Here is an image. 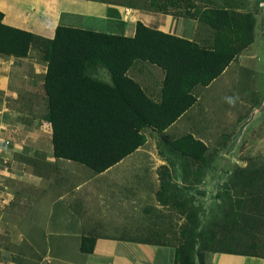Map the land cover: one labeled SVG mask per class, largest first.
I'll list each match as a JSON object with an SVG mask.
<instances>
[{
    "label": "crops",
    "instance_id": "obj_1",
    "mask_svg": "<svg viewBox=\"0 0 264 264\" xmlns=\"http://www.w3.org/2000/svg\"><path fill=\"white\" fill-rule=\"evenodd\" d=\"M0 11L3 23L46 38L53 37L58 25L132 37L137 21L187 37L162 27L173 14L171 8H140L130 0H0ZM145 63L134 62L127 75L159 102L164 72ZM46 69L33 48L25 57L0 54V113L10 124L15 122L13 115L41 120L35 129L21 125L30 123L15 122L6 153L11 169L1 173L0 184L9 185L12 199L0 205V264H173V246L147 241V223L154 220L147 211L160 208L157 169L163 160L156 145L145 141L99 173L55 157L51 126L43 120ZM90 72L91 77L111 83L102 65ZM189 109L164 132L174 129ZM82 236L94 237L90 253L80 251ZM206 264H264V257L217 252L207 255Z\"/></svg>",
    "mask_w": 264,
    "mask_h": 264
},
{
    "label": "trees",
    "instance_id": "obj_2",
    "mask_svg": "<svg viewBox=\"0 0 264 264\" xmlns=\"http://www.w3.org/2000/svg\"><path fill=\"white\" fill-rule=\"evenodd\" d=\"M148 6L152 10L164 8L156 0H150ZM2 19L0 11V54L25 57L33 48L47 65L43 83L47 113L43 120L51 126L53 155L82 163L96 173L143 144L145 137L141 130L149 127L164 131L195 103L191 90L219 76L235 55L252 42L254 22L251 14L233 13L221 7L206 8L199 15V19L213 30L212 44L206 48L140 21L136 22L132 37L58 25L53 37L46 38L9 26ZM137 61L154 64L163 70L159 102L153 101L127 75L129 67ZM96 65L107 68L111 83L90 76L91 68ZM169 146L178 155L196 161L204 160L207 149L201 140L189 133L172 140ZM240 170H235L239 179ZM170 186L160 178L157 201L166 204L177 198V207L187 218L183 227L187 241L174 249L173 264H196L195 260L205 264L204 251L198 252L193 260L196 239L205 236V240L215 241L214 225L229 228L228 219L236 220L241 214L228 212L224 216L228 223L224 224V219L219 224L210 222L206 228L198 230L197 209L191 200L178 196L163 199V191ZM254 217L246 215L243 221L254 225L251 222ZM93 245V236H82L80 251L90 253ZM237 245L225 241L214 251L258 256L251 252L255 246H245L238 251L240 246ZM201 248L206 250L207 242Z\"/></svg>",
    "mask_w": 264,
    "mask_h": 264
},
{
    "label": "rangeland",
    "instance_id": "obj_3",
    "mask_svg": "<svg viewBox=\"0 0 264 264\" xmlns=\"http://www.w3.org/2000/svg\"><path fill=\"white\" fill-rule=\"evenodd\" d=\"M149 2L130 0L131 4L146 9H149ZM165 2L162 6L170 4L167 8H171L173 14L162 21V27L169 32L187 36L185 38L206 48L211 46L213 38V30L199 19L206 8L221 7L233 13L253 16L252 42L235 55L219 76L207 85H197L191 90L196 101L177 120L176 127L168 134L146 127L142 134L146 142L156 145L157 155L163 160L161 164L167 167V173L160 169L162 166L157 169L166 186L167 182L171 185L162 190L165 195L163 199L178 196L191 200L197 209L198 230L206 228L210 222L222 223L228 212L241 214L236 220L228 219L229 228L214 225L217 232L215 241L205 240V236L197 238L193 260L198 257V252L204 251V255L215 253L218 245L225 241L233 246L238 244V251L245 246H255L251 252L264 257V0ZM145 64L148 66L149 63ZM23 116L13 115V121L30 123L21 125L33 128L41 121ZM0 122L10 125L8 127L12 129L17 127L15 122L10 124L3 113H0ZM243 124L245 126L237 143L225 153L233 135ZM188 133L206 145L203 161L178 155L170 148L169 143L177 138L173 137ZM10 165L8 163L0 169V176L11 169ZM235 170H240V179ZM9 193V185L0 184V200L6 203L10 199ZM3 202L0 201V204ZM158 203L160 208L147 211L152 214L149 218L154 219L147 223V228H150L146 232L149 235L147 241L170 244L174 249L181 247L187 241L183 234V227L187 223L186 214L177 207V198L170 199L166 204ZM246 215L255 216L251 221L254 225H247L243 221ZM224 220V224L228 223ZM205 242L208 244L206 250L209 251L201 248ZM195 263L199 264V261L195 260Z\"/></svg>",
    "mask_w": 264,
    "mask_h": 264
},
{
    "label": "built area",
    "instance_id": "obj_4",
    "mask_svg": "<svg viewBox=\"0 0 264 264\" xmlns=\"http://www.w3.org/2000/svg\"><path fill=\"white\" fill-rule=\"evenodd\" d=\"M6 123L3 124L2 122H0V169H2L3 167L6 166V164L9 163L8 157H7V150L11 147V139H12V133L15 131V129L9 128ZM12 197L10 196L11 200ZM8 200V201H9ZM1 202H3L4 200L1 199ZM5 202H3V204L0 205H4Z\"/></svg>",
    "mask_w": 264,
    "mask_h": 264
},
{
    "label": "water",
    "instance_id": "obj_5",
    "mask_svg": "<svg viewBox=\"0 0 264 264\" xmlns=\"http://www.w3.org/2000/svg\"><path fill=\"white\" fill-rule=\"evenodd\" d=\"M244 126H245V124L240 126L238 131L233 135L232 140H231L229 146L227 147L225 153H228L229 151H231L233 149V147L237 143L239 137L241 136V133H242V130H243Z\"/></svg>",
    "mask_w": 264,
    "mask_h": 264
}]
</instances>
